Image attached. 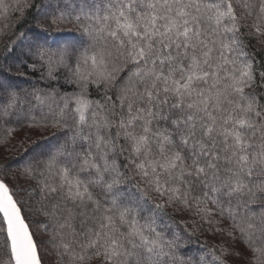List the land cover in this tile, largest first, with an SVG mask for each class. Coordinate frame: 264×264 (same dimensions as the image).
I'll list each match as a JSON object with an SVG mask.
<instances>
[{
    "label": "snow or ice",
    "instance_id": "6c2138e0",
    "mask_svg": "<svg viewBox=\"0 0 264 264\" xmlns=\"http://www.w3.org/2000/svg\"><path fill=\"white\" fill-rule=\"evenodd\" d=\"M0 149V264H264V0H0Z\"/></svg>",
    "mask_w": 264,
    "mask_h": 264
},
{
    "label": "trees",
    "instance_id": "16d2710c",
    "mask_svg": "<svg viewBox=\"0 0 264 264\" xmlns=\"http://www.w3.org/2000/svg\"><path fill=\"white\" fill-rule=\"evenodd\" d=\"M37 2H39V0H37ZM25 27H28V25H25ZM68 28H71V25L67 26ZM58 36L64 37V38H73L76 34L75 33H70V32H62V33H58L56 34ZM253 43H255V41H253ZM23 71H26L28 73V79H20L17 82L20 83L23 87H30L32 82H37L39 81V76L40 73L39 71L32 73L30 70L28 69H22ZM38 86L40 87H45V84L43 82H40L38 84ZM53 86H59L62 90H69L67 88V86H65L63 84V80L60 81L59 85H53ZM29 136L31 137L30 140H28L25 144V147H31L33 144V141L39 140L40 144L42 146H49V145H54L56 143V136H59L60 133L56 132L55 130H49L47 132H39L36 130H28L26 128L20 129L18 132L13 134V138L10 140V144H9V148H12V146H16L19 144L21 138L25 137V136ZM21 153L23 152V149L20 150ZM4 155V150L0 149V157H2ZM8 158L12 159V152L8 153ZM177 219H179V217H177ZM200 239L202 241H207L208 244H212L215 243L216 240L215 238L211 237V236H201Z\"/></svg>",
    "mask_w": 264,
    "mask_h": 264
}]
</instances>
